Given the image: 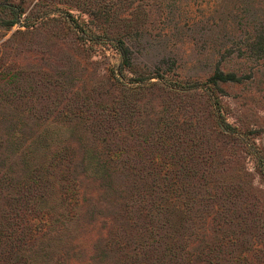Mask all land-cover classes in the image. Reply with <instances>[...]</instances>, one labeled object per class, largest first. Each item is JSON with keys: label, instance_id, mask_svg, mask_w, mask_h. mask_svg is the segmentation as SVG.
<instances>
[{"label": "rangeland", "instance_id": "obj_1", "mask_svg": "<svg viewBox=\"0 0 264 264\" xmlns=\"http://www.w3.org/2000/svg\"><path fill=\"white\" fill-rule=\"evenodd\" d=\"M225 2L0 0V264H264V59L212 93L146 78L245 44L258 9L208 32ZM124 28L140 44L120 70Z\"/></svg>", "mask_w": 264, "mask_h": 264}, {"label": "trees", "instance_id": "obj_2", "mask_svg": "<svg viewBox=\"0 0 264 264\" xmlns=\"http://www.w3.org/2000/svg\"><path fill=\"white\" fill-rule=\"evenodd\" d=\"M252 2L254 3V0H226L224 5L229 7V9H226L225 11L221 12L222 14H220L218 22L214 24V28L213 26H211V28L208 29V32L214 31L216 35L220 34V32L223 31L221 35H225L227 34L226 28L227 26H229L228 21H232L235 19L233 16L234 13L237 17L241 12L249 13L250 11H256L258 9L260 10V14L258 15V18L255 21V23H253V21L248 22V24L250 25V28L246 29V32H249L250 38H248V41L245 44H236V45L217 44V42L210 44L207 47V51L205 54V56H207V59L205 58L204 60H202L199 57L195 59H189V58L182 59L181 56L176 55L177 57H174L171 55L172 61L171 60L168 61V58H167L166 60H163V61L159 60L157 62H152V64L150 63L151 66H148L150 67V69H149L148 74L146 75L147 76L146 78L150 80L151 78L155 77L157 78V81L152 82L153 84L157 83L169 89L178 88L182 90H186V89L189 90L192 88L194 91L202 89L206 91V93L209 91H211L212 93L214 90H220L221 89L220 83L240 82L241 78L244 75V70L242 67L246 68L247 63L248 62L253 63L255 59H264V4L260 3L259 1L257 4L254 5V4H251ZM104 8L101 7L99 4V6H97V9L92 10V11L95 16L101 17L100 14L102 13V16L104 15V17H108L106 13L103 11ZM105 20L107 21V18H105ZM110 22H112V19ZM139 26H141V24L138 26H134L136 27L134 29H139ZM230 27L232 28V26ZM101 28L103 29L104 27L101 26ZM81 32L84 33V30H81ZM112 43H114L115 48L118 50L120 54V60H121L120 70H122L126 66L127 67L132 66L133 59H134L132 57L133 51H134L133 48L134 46L140 44V40L139 41L132 40V35H130V28H124L123 33H120L118 35V38H116L115 41H113ZM166 45H167V41H166ZM165 48L167 49V46H165ZM223 54L224 55L231 54L232 55L231 58H234L235 60L237 58H241L244 60L241 63V66L237 68V70L228 69L225 71L224 68L221 67L222 65H224L225 60H217V59L215 60L214 58L215 56H218V55L222 56ZM200 66H203L204 68L201 70L202 73L198 75H194V74L189 75V78H187V81H186V78L184 77L185 79L184 84H180L181 83L180 79L173 80L171 78V75H172L171 73L174 74L175 72V74H179L182 71H185V69L187 70L197 69ZM194 73H195V70H194ZM188 83H191V84H188ZM185 84H188V85H185ZM88 174H90L91 176L97 179H100L104 176L103 174L96 173V172L94 174L93 173H88ZM105 183H107L108 185L109 194L114 195L116 192V188L114 187L113 182L111 180H109V182L104 181L103 186L105 185ZM161 199H163V197H161ZM94 207H93V211L96 213L99 210V208H94ZM127 208H128V204L126 203V205L124 206V209L127 210ZM163 209H164V206L162 205H158L156 207V210L159 213H162ZM111 210H112V207H111ZM132 210H133L132 206H129V212H131ZM76 217H78L77 213L68 220L74 221ZM65 228L68 230V226ZM67 230L64 229L65 235H67ZM150 233H152V231ZM123 253H126V252H123ZM67 255H69V252H66L65 256ZM99 255L104 256V253L99 254ZM99 255L96 252L94 253V255L90 256V259L94 260L95 257H100ZM18 256L27 257L22 252H16V251L11 252V255H10L11 259L15 260L16 257ZM126 257L127 259L128 257L131 258L133 261H137L138 259L136 254L128 255L126 253ZM30 259H31L30 261H32L33 264H40V263L42 264L43 262V260H41L40 258H30ZM179 264H187V263H185L184 261H181Z\"/></svg>", "mask_w": 264, "mask_h": 264}]
</instances>
